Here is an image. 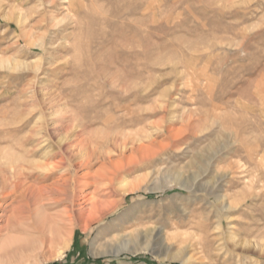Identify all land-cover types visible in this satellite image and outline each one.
Instances as JSON below:
<instances>
[{
  "label": "rangeland",
  "instance_id": "obj_1",
  "mask_svg": "<svg viewBox=\"0 0 264 264\" xmlns=\"http://www.w3.org/2000/svg\"><path fill=\"white\" fill-rule=\"evenodd\" d=\"M0 178V264H264V0H0Z\"/></svg>",
  "mask_w": 264,
  "mask_h": 264
},
{
  "label": "bare ground",
  "instance_id": "obj_2",
  "mask_svg": "<svg viewBox=\"0 0 264 264\" xmlns=\"http://www.w3.org/2000/svg\"><path fill=\"white\" fill-rule=\"evenodd\" d=\"M49 144V143H48ZM65 144V143H64ZM53 146V145H52ZM66 146V145H65ZM78 148H79V146H78ZM57 149V148H56ZM60 149V148H59ZM76 151V150H75ZM74 154V153H73ZM71 156V155H70ZM72 159H74V161L75 160H79V158H80V156L79 155H75L74 154V157L72 156L71 157ZM53 159V158H52ZM49 165V164H48ZM73 165V164H72ZM71 165V166H72ZM77 166V165H76ZM63 168V161H61L60 163H58V164H56V165H54L53 166V170H57V169H62ZM72 169V168H71ZM69 170V169H68ZM71 171V170H70ZM49 172H52V170H49ZM72 173H73V171H72ZM71 174V173H70ZM69 175V174H68ZM54 176H55V174L54 173H50V174H44V175H41V176H39L38 178H37V180L39 181V182H41V183H43V182H45V181H47V180H50V179H52V178H54ZM72 178H70V176H69V178H70V180H68L69 178H66L64 175H61L59 178H58V183H70V182H72V180H73V177L74 176H71ZM8 184H9V180H7V179H5V178H0V203L1 202H6V199L7 198H9V197H11V195H13V194H6L7 193V191H8ZM18 185V184H17ZM52 185V184H51ZM26 186H28V185H26ZM30 187H32V186H30ZM26 188V187H25ZM29 188V187H28ZM33 188V187H32ZM24 190V189H23ZM34 190V189H33ZM42 190V189H41ZM32 191V190H31ZM22 192V191H21ZM26 192V191H25ZM46 192V191H45ZM17 194V193H16ZM34 194V193H33ZM43 194V193H42ZM52 194V193H51ZM28 196H29V194H28ZM34 196V195H33ZM13 199V198H12ZM8 202V201H7ZM9 203V202H8ZM5 204H0V209H3L4 211L6 210L5 209V206H4ZM24 206V205H23ZM18 209H21V208H18ZM23 209V208H22ZM28 210H29V212H32L33 211V209L31 208V206H29V208H28ZM7 214V213H6ZM0 219H1V216H0ZM6 220V219H5Z\"/></svg>",
  "mask_w": 264,
  "mask_h": 264
}]
</instances>
